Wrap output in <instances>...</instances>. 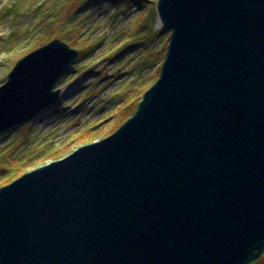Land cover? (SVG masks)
<instances>
[{
    "label": "water",
    "instance_id": "95a60500",
    "mask_svg": "<svg viewBox=\"0 0 264 264\" xmlns=\"http://www.w3.org/2000/svg\"><path fill=\"white\" fill-rule=\"evenodd\" d=\"M158 80L107 138L0 188V264H254L264 255V0H159ZM56 39L0 87V136L61 97Z\"/></svg>",
    "mask_w": 264,
    "mask_h": 264
},
{
    "label": "rangeland",
    "instance_id": "374dc122",
    "mask_svg": "<svg viewBox=\"0 0 264 264\" xmlns=\"http://www.w3.org/2000/svg\"><path fill=\"white\" fill-rule=\"evenodd\" d=\"M56 1L0 0V87L42 42L60 39L79 51L57 85L58 102L0 136V188L12 165L26 163L22 174L12 175L17 180L113 134L121 125L117 114L124 101L119 97L140 100L166 58L172 32L160 23L159 0ZM46 17L51 25L42 28ZM70 31L71 40L63 37ZM41 36H46L43 41L32 43ZM254 264H264V255Z\"/></svg>",
    "mask_w": 264,
    "mask_h": 264
},
{
    "label": "trees",
    "instance_id": "16d2710c",
    "mask_svg": "<svg viewBox=\"0 0 264 264\" xmlns=\"http://www.w3.org/2000/svg\"><path fill=\"white\" fill-rule=\"evenodd\" d=\"M60 0H57L56 2H59ZM139 1V0H138ZM43 3H45V2H43ZM43 3H41V4H39V7L43 4ZM47 18L48 17H46V18H44L43 20H42V22H41V24H40V26L42 27V28H45V27H47V26H49V25H51V23H49L48 22V20H47ZM71 31L68 33V34H66L65 36H63V37H66L67 39H69V40H71L72 38H71ZM62 35V34H61ZM45 37L46 36H41V37H38L35 41H33L32 43H34V44H38V43H40L41 41H43L44 39H45ZM25 40H27V42L29 43V44H31L30 43V40L31 39H28V38H26ZM50 41V40H49ZM49 41L48 42H42L40 45H38L35 49H38V48H40V47H42V46H44V45H46V44H48L49 43ZM53 41V40H52ZM51 42V41H50ZM94 52V49L91 51V53H93ZM158 80V79H157ZM150 88V87H149ZM148 88V89H149ZM147 89V87H145V88H143L142 89V91H141V99L140 100H137V98H135L133 101H128V98L127 99H124V97H129V96H127V94H123L122 96H120L119 98H121V100L122 101H124V103H123V105L121 106V108H120V111H119V113L117 114V117H119L120 118V120H121V125L122 124H124L127 120H129L131 117H133L134 116V114L137 112V110H138V107H139V105H140V103H141V101H142V99H143V97H144V94L146 93V91L148 90ZM137 91H140V89H138ZM136 91V92H137ZM121 125H119L118 127H117V129L121 126ZM116 129V130H117ZM115 130V131H116ZM96 139H94L92 142H94ZM24 164H26V163H24ZM24 164H20V165H18V166H13L12 165V167H8V174H7V176H6V178H7V181H6V183H5V185H3L2 187H4V186H7V185H9V184H11L12 182H14L15 180H12L11 178H12V175L13 174H15L16 173V176H17V174H22L24 171V168H25V166H24ZM11 166V165H10ZM10 176V177H9ZM1 187V188H2Z\"/></svg>",
    "mask_w": 264,
    "mask_h": 264
}]
</instances>
